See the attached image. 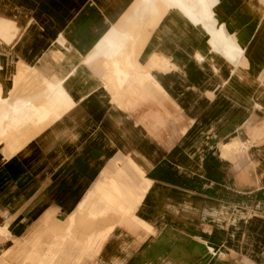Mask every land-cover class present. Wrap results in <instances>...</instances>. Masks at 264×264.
I'll use <instances>...</instances> for the list:
<instances>
[{"label":"crops","instance_id":"crops-1","mask_svg":"<svg viewBox=\"0 0 264 264\" xmlns=\"http://www.w3.org/2000/svg\"><path fill=\"white\" fill-rule=\"evenodd\" d=\"M216 3L213 22L171 8L146 36L129 0H0V110L12 107L0 117V241L9 254L75 215L87 264H264V0ZM123 29L148 39L120 87L107 65ZM123 49L113 65L126 70ZM154 56L170 59L167 70ZM13 85L29 101L45 98L21 109L7 98Z\"/></svg>","mask_w":264,"mask_h":264},{"label":"bare ground","instance_id":"bare-ground-1","mask_svg":"<svg viewBox=\"0 0 264 264\" xmlns=\"http://www.w3.org/2000/svg\"><path fill=\"white\" fill-rule=\"evenodd\" d=\"M220 1V0H219ZM132 4L129 8H130V10H131V12H136L137 14H138V12H139V17H138V19H137V17H135L134 16V14L132 15V13L131 12H129V8L127 9V11L129 12H127V17H128V14H131L133 17H135V18H133V17H129V21L127 20V22H129L130 23V21H132V18H133V24L132 25H134V24H136V23H134L135 22V20L137 21H139V19H141L140 20V22H143L144 21V30H143V32H144V35H146V36H148L147 34H145V32H146V30H147V28L148 27H152V29H155L156 27H157V25H158V21L160 20L161 21V19L164 17V15L168 12V10L169 9H171V8H177V9H180L192 22H194L195 24H202V26L204 25V22L205 21H208V22H210V21H212V20H214L213 19V16H214V13H213V11H212V8H213V6L215 5V3H216V0H129V4ZM217 4V3H216ZM114 8V7H113ZM173 13V12H172ZM124 15V16H125ZM123 19H124V17H123ZM125 19H127L126 17H125ZM263 19H264V16H263ZM126 21V20H125ZM146 22H148V24L146 23ZM213 22V21H212ZM119 23V22H118ZM138 23V22H137ZM193 23V24H194ZM121 24V23H120ZM125 24H126V22H125ZM128 24V23H127ZM157 24V25H156ZM224 24V23H223ZM138 26H136L135 25V27H139L140 28V26H141V23L140 24H137ZM140 25V26H139ZM143 25V24H142ZM162 25V24H161ZM208 25H209V23H208ZM116 26H119V24L118 25H116ZM155 26V27H154ZM114 27V26H113ZM120 27V26H119ZM122 28H123V26H121ZM131 27H133V26H131ZM209 27V26H208ZM211 27H212V25H211ZM210 27V28H211ZM222 27V29L224 28V26L222 25L221 26ZM220 27V28H221ZM7 29V28H6ZM118 29V28H117ZM129 29H130V27H129ZM225 29H226V27H225ZM139 30H141V28L139 29ZM137 31L136 30V28H135V31H137L138 33L140 32V33H142V31ZM217 30V29H216ZM211 31H213L212 30V28H211ZM219 31V30H218ZM116 32H118V30H116ZM125 32V30L123 29V33ZM131 32V31H130ZM130 32H125L126 34L125 35H123V34H120L121 35V37H120V40H121V47H122V49L125 47V45L129 48V50H128V52H127V54H126V56H127V59H126V62H128L127 63V68H126V70H124L123 68H121L119 65H117L116 67H115V65H113V63H115L114 61H113V58H115L119 53H120V50H121V47H116L114 44H111V51H110V54H109V58L111 59V61H112V65L111 66H109V65H107V67H109L108 69H110V73H111V75H113V76H117V78L119 79H117V83H119L121 86L120 87H122V84L121 83H123L125 80H124V78L123 77H121L120 76V73H124V74H126V76L127 77H129L130 75H136L137 73H138V70H137V68H136V66H134V64L133 63H131V58L132 57H135V56H137L136 54H138L137 53V50L138 49H140L141 47V45H143L142 47L143 48H145L144 47V45H145V42L147 41L146 40V38L148 39V37H146V36H142L141 34H138V35H136V33H130ZM220 32H222V31H220ZM226 32H228V31H226ZM147 33V32H146ZM216 33H217V31L215 32V35H216ZM219 33V32H218ZM223 33H224V30H223ZM153 34V33H152ZM225 35H226V33H224ZM236 34V33H235ZM118 35V34H117ZM151 35V34H150ZM149 35V36H150ZM218 35H221V34H218ZM217 36V35H216ZM141 37V38H140ZM143 37V38H142ZM144 37H146V38H144ZM217 37H219V36H217ZM221 37H222V35H221ZM228 37H229V34H228ZM150 38V37H149ZM225 38H226V36H225ZM144 39V40H143ZM163 39V38H162ZM217 39V38H216ZM222 39V38H221ZM150 40V39H149ZM214 40V39H213ZM218 41L220 40V39H217ZM223 40V39H222ZM222 40H220V42L222 43ZM227 40V39H226ZM229 40V39H228ZM211 41V40H210ZM215 41V40H214ZM230 41H232V40H229V42ZM142 42V44L140 45V43ZM170 42V41H169ZM172 43V42H171ZM220 43V44H221ZM223 43H224V41H223ZM232 43V42H231ZM139 44V45H138ZM160 44V43H159ZM211 44V43H210ZM147 45V44H146ZM145 45V46H146ZM168 45V44H167ZM212 45V47H215V43H212L211 44ZM124 46V47H123ZM155 46V45H154ZM181 46V45H180ZM225 46V45H224ZM226 46H228V45H226ZM235 46V45H234ZM232 47V49L233 48H236L237 49V47ZM115 47L117 48V49H115ZM139 47V48H138ZM211 47V48H212ZM220 47V46H219ZM228 47H230V46H228ZM142 48V49H143ZM147 48V47H146ZM161 48V47H160ZM168 48V47H167ZM225 48V47H224ZM223 48V49H224ZM67 49V48H66ZM219 49V48H218ZM225 49H228V48H225ZM222 50V51H224L223 53H225V52H227L226 50ZM232 49H229V50H232ZM125 50H127V49H125ZM167 50V49H166ZM170 50V49H169ZM235 50V49H234ZM141 51V50H140ZM139 50H138V52H140ZM143 51V50H142ZM159 51H160V49H159ZM233 51V50H232ZM241 51V50H240ZM123 52H124V49H123ZM144 52V51H143ZM142 52V53H143ZM169 52V51H168ZM172 52H174V51H172ZM197 52V51H196ZM195 52V53H196ZM229 52V51H228ZM247 52V51H246ZM163 53V52H162ZM166 53V52H165ZM185 53V52H184ZM193 53V52H192ZM231 52H229V54H230ZM233 53V52H232ZM238 53V52H237ZM248 53V52H247ZM123 54H125V53H123ZM198 54V53H197ZM228 54V53H227ZM228 54V55H229ZM242 54V53H241ZM240 54V55H241ZM143 55V54H142ZM199 55H201V54H199ZM203 55V54H202ZM205 55V54H204ZM227 55V56H228ZM238 55V54H237ZM125 56V57H126ZM209 56V55H208ZM226 56V57H227ZM246 56H247V54H246ZM140 57V56H139ZM138 57V58H139ZM155 57V56H154ZM189 57H190V55H189ZM199 57V56H198ZM204 57H206V56H204ZM224 57H225V55H224ZM229 57V56H228ZM232 57V56H231ZM236 57V56H235ZM240 57H242V56H240ZM239 57V58H240ZM137 58V57H136ZM152 58H153V56H152ZM151 58V59H152ZM156 58V63H159V64H157L158 66L160 65L161 67H162V69H164V70H167V68H168V66H169V61L168 60H170V59H166V58H162V56H161V58H157V56L155 57ZM154 58V59H155ZM195 58H197V56L195 57ZM202 57H200V59H201ZM232 58H234V57H232ZM238 58V59H239ZM243 58V57H242ZM245 58V57H244ZM150 59V60H151ZM199 59V58H198ZM229 59L232 61V59L229 57ZM228 58H227V60H229ZM236 59V58H235ZM247 59V58H246ZM134 60H137V59H134ZM139 60V59H138ZM195 60H197V59H195ZM204 60V59H203ZM240 60V59H239ZM238 60V61H239ZM242 60V59H241ZM153 61V60H152ZM155 61V60H154ZM153 61V62H154ZM246 61V60H245ZM133 62V61H132ZM230 62V61H229ZM235 62V61H234ZM236 62H237V60H236ZM244 62V61H243ZM237 63H239V62H237ZM241 63V62H240ZM249 63V62H248ZM154 65L153 66H156L155 65V62L153 63ZM244 64V63H243ZM243 64H240V66H238V65H235L236 67L238 66V68L239 67H242L243 68ZM135 65H136V63H135ZM137 65H141V64H137ZM83 67V66H82ZM124 67V66H123ZM149 67H150V65H149ZM153 68V67H152ZM159 68V67H158ZM213 68H214V65H213ZM143 69V68H142ZM154 69V68H153ZM153 69H151V71L153 70ZM160 69V68H159ZM158 69V70H159ZM217 69V68H216ZM141 70V69H140ZM21 71H22V69H21ZM161 71V70H160ZM163 71V70H162ZM236 71V69L234 70V72ZM169 72V71H168ZM25 73V72H24ZM30 73V72H29ZM76 73H77V71H76ZM143 73V72H142ZM146 73H147V71H146ZM25 75H27V74H25ZM30 76H33V75H30ZM112 76V77H113ZM152 77H154L153 76V74H149V78H152ZM18 78V77H17ZM39 78V77H38ZM115 78V77H114ZM19 79V78H18ZM24 79V78H23ZM116 79V78H115ZM128 80V79H127ZM23 81V80H22ZM41 81V80H40ZM113 81V80H112ZM119 81V82H118ZM32 83V82H31ZM116 83V82H115ZM21 84H23V82H21ZM21 84H20V86L19 87H21ZM26 85H27V81H26V83H25ZM34 84H35V82H34ZM123 84H125V83H123ZM26 85H23L24 87H26ZM28 85H31V84H28ZM36 86H38V84H37V82H36V84H35ZM42 86V85H41ZM63 86H64V84H63ZM15 87H16V84H15ZM73 87V86H72ZM38 88H40V87H38ZM22 89H24L23 87L21 88V91H22ZM130 89V88H129ZM38 90H40V89H38ZM61 90V89H60ZM26 92V91H25ZM2 93V87H1V85H0V94ZM39 93H41V92H39ZM58 94V93H57ZM70 94V93H69ZM41 95V94H40ZM43 95V94H42ZM59 96V95H58ZM100 96L101 97H103V99L106 101V103L107 104H110L109 103V97H108V95H102V93L100 94ZM36 97H39L38 95H36ZM71 97V96H70ZM1 100H2V98L0 97V104L2 103L1 102ZM111 101V100H110ZM115 101V100H114ZM113 101V102H114ZM94 102V101H93ZM13 104V103H12ZM49 122V121H48ZM51 124V123H50ZM40 126V125H39ZM42 130V129H41ZM37 133H39V132H37ZM40 134V133H39ZM37 136V135H36ZM238 141V140H237ZM236 141V142H237ZM1 142V141H0ZM236 142H234V143H232V144H234V145H236ZM232 144H230V145H232ZM230 145H229V147H228V150H229V148H230ZM233 145V146H234ZM239 145V144H238ZM245 144H243V145H241V143H240V146H234L233 147V149H235V147H239V152L242 154L243 152H244V149H246L245 148V146H244ZM21 147V146H20ZM225 147H227V145L226 146H224V148ZM248 147V146H247ZM230 149H232V146H231V148ZM237 150V149H236ZM247 150V149H246ZM231 151V150H230ZM233 151H231V153H229V155L231 154H234V153H232ZM236 152H238V151H236ZM235 154H237V153H235ZM239 155V154H238ZM232 157V156H231ZM234 157H235V155H234ZM228 158H229V156H228ZM236 158V157H235ZM237 159V158H236ZM236 159H234V160H236ZM238 161V160H237ZM236 161V162H237ZM239 165V164H238Z\"/></svg>","mask_w":264,"mask_h":264},{"label":"rangeland","instance_id":"rangeland-1","mask_svg":"<svg viewBox=\"0 0 264 264\" xmlns=\"http://www.w3.org/2000/svg\"><path fill=\"white\" fill-rule=\"evenodd\" d=\"M118 35H120V33H118ZM5 42L8 43L7 41ZM243 73L244 71L241 69L240 74L238 76L242 77ZM18 75L16 76L14 83L17 77H20ZM27 76L28 75H23L25 81H27V78L29 77ZM126 78L128 77L126 76ZM250 83L254 84L255 82ZM30 86L34 87L36 85L33 83ZM229 90L231 91V89ZM7 98H14L15 100H17L20 103L19 107L21 109L23 107H27V105L24 104L25 102L29 101L23 95H21V91L14 89V85L9 97ZM44 98V96L39 98L36 97L34 98V101L29 102H38L40 99ZM6 106H8L10 110H12V107H10V105ZM6 106L4 109L0 110L1 118L8 114L5 111L7 110ZM49 120L50 119L48 118L47 123H49ZM3 128H5L4 123L0 125V131H2ZM246 138L247 137L244 135L243 140H245ZM64 220H66V218ZM63 222L65 223L45 224V226L42 228V235L41 233H39L40 231H38L37 234H35L31 238V240L27 239L15 242L16 249L12 254H9L10 252L7 251L9 245L6 242L2 243V241H0V264H87L88 259L90 258L89 254L85 253V256L79 259L80 261H78L77 258V254L79 256V253L81 251L79 250L80 248L75 247V215L70 217L67 222ZM80 227L82 232H86L88 229H90V226H85L83 224L80 225ZM100 227L98 228L100 229ZM50 235L53 238H50ZM47 237L48 240H45V238ZM95 248L96 247H92L90 249H87V251L89 253L93 252ZM83 251L86 252V250Z\"/></svg>","mask_w":264,"mask_h":264}]
</instances>
